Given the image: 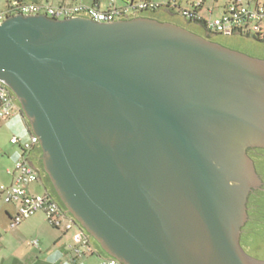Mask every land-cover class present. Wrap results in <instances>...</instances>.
<instances>
[{
  "label": "water",
  "instance_id": "1",
  "mask_svg": "<svg viewBox=\"0 0 264 264\" xmlns=\"http://www.w3.org/2000/svg\"><path fill=\"white\" fill-rule=\"evenodd\" d=\"M0 81L65 209L124 264H264L241 244L263 181L264 58L172 21L7 16Z\"/></svg>",
  "mask_w": 264,
  "mask_h": 264
},
{
  "label": "built area",
  "instance_id": "2",
  "mask_svg": "<svg viewBox=\"0 0 264 264\" xmlns=\"http://www.w3.org/2000/svg\"><path fill=\"white\" fill-rule=\"evenodd\" d=\"M168 2L172 3L170 0H127V2L119 4L118 0H109L105 8H100L83 0H69L57 5L49 2L10 0V4L0 10V22L7 16L17 13L46 14L52 18L82 15L95 21L110 22L133 17L144 9H156ZM198 4V0H195L191 7L184 9L185 13L189 17L205 19L207 30L226 35L241 34L255 39H264V0H230L221 14L210 17L193 12L194 7ZM18 111H21V107L16 97L0 81V118L11 117ZM11 142L20 145L21 155L12 171V182L10 184L0 182L2 202L6 204L18 203V209L11 219V225L17 226L24 219L43 210L51 225L55 227L63 226V220L66 219L65 229L73 231V240L68 244V248L78 254L83 253L82 247L86 248V253L94 252L93 237L76 222L56 198L45 191L41 193L29 191L30 185L42 183V172L31 158L34 147L39 145V137L34 133H31L27 140L13 136ZM104 264L124 263L109 256L104 259Z\"/></svg>",
  "mask_w": 264,
  "mask_h": 264
},
{
  "label": "rangeland",
  "instance_id": "3",
  "mask_svg": "<svg viewBox=\"0 0 264 264\" xmlns=\"http://www.w3.org/2000/svg\"><path fill=\"white\" fill-rule=\"evenodd\" d=\"M9 0H0V10L4 9ZM51 4L57 5L61 0H49ZM107 2V0H104ZM183 5L186 0H182ZM230 0H206L202 14L205 17H210L209 10L214 11L213 16H217L223 12L225 6ZM119 4H123L124 0H118ZM164 8H158L155 12H143L151 17L158 18L163 21H172L182 25L192 31H195L205 37L208 32L194 22L187 21L182 15L175 14L173 16L164 14ZM218 41L224 45L233 48H243L257 56L264 57V45H261L253 37L230 36L226 34L214 35L208 37ZM252 55V54H251ZM15 132V127L7 122L6 119L0 118V182H4L8 168L15 167L16 161L21 155V148L18 144H12L11 136ZM249 155L254 160L257 173L261 177L264 185V150L250 152ZM43 192V187L39 185ZM251 208V221L245 226L242 237V246L252 256L264 259V190L257 192L250 197L248 201ZM248 205V204H247ZM37 223V222H35ZM66 219L63 220V227L66 225ZM23 225L28 226L26 233L20 232L15 227H10V222L2 216L0 221L1 237H0V264H32L30 258L32 251L37 252L34 245H30V233L33 228L32 219H25ZM65 228V227H64Z\"/></svg>",
  "mask_w": 264,
  "mask_h": 264
},
{
  "label": "crops",
  "instance_id": "4",
  "mask_svg": "<svg viewBox=\"0 0 264 264\" xmlns=\"http://www.w3.org/2000/svg\"><path fill=\"white\" fill-rule=\"evenodd\" d=\"M26 1H39V2L50 3L49 0H26ZM65 1H69V0H61L58 2V4ZM83 1L100 8H105L109 2V0H107V2H104V0H83ZM171 1L173 4L176 3L181 6H186L188 0H186L184 5L182 0H171ZM210 11H212V15H213L214 11L212 9H210ZM165 12L166 13L164 14L170 16L175 15L174 13L170 12L168 9H165ZM1 119H6L7 122H9L15 127V132L13 133L11 138L13 136H18L23 140H27L30 137L32 131L29 130L21 111L16 112L11 117L1 118ZM13 170H14L13 167L7 169L5 177L2 178L4 180V183L10 184L12 182ZM39 185L43 187L42 183H35L30 185L29 191L32 193H39V190H41ZM43 191H44V187H43ZM17 209H18V203L6 204L1 201L0 221L2 219V216H4L7 219L8 223L10 222V227H15V228L18 227L17 230L26 233L25 229L28 228V226L25 227V225H23V221L25 219L17 226L11 225V219L16 214ZM26 219H32L33 221L34 225L30 232L32 234L30 238L31 239L30 245H34V247L37 248L36 250H38L37 252L32 251L30 253V258H32L33 260L32 264H104V259L109 257V255L98 245V243L94 239L92 240V243L95 247V251L92 253H86L85 247H82L83 253L81 254H78L74 250L68 248V244L73 240V231L72 230L68 231L63 226L55 227L51 225V223L49 222L46 216V213L43 210L39 211L35 215ZM1 231L2 228H0V237H1Z\"/></svg>",
  "mask_w": 264,
  "mask_h": 264
},
{
  "label": "trees",
  "instance_id": "5",
  "mask_svg": "<svg viewBox=\"0 0 264 264\" xmlns=\"http://www.w3.org/2000/svg\"><path fill=\"white\" fill-rule=\"evenodd\" d=\"M20 1H25V0H20ZM194 1L195 0H188L187 3H186V6H181V5H178L176 3L172 4L171 2H168V3L164 4V5L158 6L156 9H144L142 12L136 14L135 16H140V15H142V16H148L146 14H143V12H145V11H147V12L148 11L149 12H155L158 8H164V9H168L170 12H172L174 14H180V15H182L189 22H194V23L198 24L200 27H202L204 29V31H207L208 32L207 37H211V34H214V35H222L220 33L207 30L205 28V22H206L205 19L197 18V17H194V16L193 17H189L185 13V10L184 9L186 7H191L193 5V2ZM125 2H127V0H124V3ZM198 2H199V4H198V6L194 7L193 12L194 13H197V14H200V13L202 14V10H203V7H204V5L206 3V0H198ZM9 4H10V0L8 1L7 5L5 7H7ZM209 13H210V15H212V11L209 10ZM135 16H133V17H135ZM256 39L259 40V41H264V39H258V38H256ZM24 119L26 121V124H27L29 130L31 131L30 125L28 123V120L25 117H24ZM31 158H32V162L42 172V184H43V187H44V191L45 192H48L50 195H52L54 198H56L61 203V201H60V199H59V197H58L55 189L53 188V186H52L49 178L47 177V175L45 174V172L43 170V164H42V149L40 148V145H37V146L34 147L32 153H31ZM1 201H2V199H1V196H0V202ZM61 205L63 206L62 203H61ZM98 245H99V243H98Z\"/></svg>",
  "mask_w": 264,
  "mask_h": 264
},
{
  "label": "flooded vegetation",
  "instance_id": "6",
  "mask_svg": "<svg viewBox=\"0 0 264 264\" xmlns=\"http://www.w3.org/2000/svg\"><path fill=\"white\" fill-rule=\"evenodd\" d=\"M230 36H243V37H251V36H248V35H241V34H234V35H230ZM255 39V38H254ZM257 40V39H256ZM261 45H264V41H259V40H257ZM227 46V45H226ZM231 48H233V47H231ZM234 49H238V50H240V51H243V52H246V53H248V54H252L253 56H257V55H255V54H253V53H250L249 51H247V50H245V49H243V48H234ZM257 57H260V58H264V57H261V56H257ZM260 150H264V148H253V149H249L248 150V154L250 153V152H253V151H260ZM262 190H264V185L262 184V186L261 187H259V188H257V189H254V191H252L251 192V194H250V196H249V200H250V197L251 196H253L254 194H256L257 192H259V191H262ZM248 200V201H249ZM248 214H249V217H248V221H247V223L245 224V226L251 221V208H250V206H249V203H248ZM245 226L243 227V229H242V235H241V244H242V237H243V235H244V232H243V230H244V228H245Z\"/></svg>",
  "mask_w": 264,
  "mask_h": 264
}]
</instances>
